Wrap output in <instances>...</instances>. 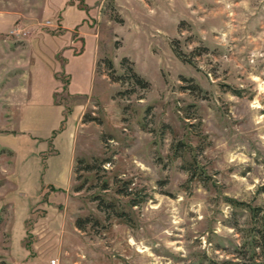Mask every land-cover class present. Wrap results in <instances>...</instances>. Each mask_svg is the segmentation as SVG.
<instances>
[{
	"label": "rangeland",
	"instance_id": "374dc122",
	"mask_svg": "<svg viewBox=\"0 0 264 264\" xmlns=\"http://www.w3.org/2000/svg\"><path fill=\"white\" fill-rule=\"evenodd\" d=\"M263 232L264 0H0V264H264Z\"/></svg>",
	"mask_w": 264,
	"mask_h": 264
},
{
	"label": "trees",
	"instance_id": "16d2710c",
	"mask_svg": "<svg viewBox=\"0 0 264 264\" xmlns=\"http://www.w3.org/2000/svg\"><path fill=\"white\" fill-rule=\"evenodd\" d=\"M176 53L177 54H179L177 51H176ZM129 70H130V75L134 78V81L136 82V83H140L142 86H146L147 85V81L143 78V77H141L139 74H137L132 68H131V66L129 65ZM77 187H79V186H75V189H78ZM135 203V202H134ZM112 206V208H113V204L110 202V204H109V206ZM115 212H116V214L117 215H122V213H123V211H118V210H114ZM85 217H77L76 219H75V225L77 226V227H83V223L85 222L84 219ZM263 236H264V232H263V234H262Z\"/></svg>",
	"mask_w": 264,
	"mask_h": 264
}]
</instances>
